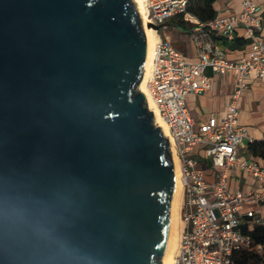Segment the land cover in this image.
Here are the masks:
<instances>
[{
  "label": "water",
  "instance_id": "95a60500",
  "mask_svg": "<svg viewBox=\"0 0 264 264\" xmlns=\"http://www.w3.org/2000/svg\"><path fill=\"white\" fill-rule=\"evenodd\" d=\"M134 0H0V264H164L175 163Z\"/></svg>",
  "mask_w": 264,
  "mask_h": 264
},
{
  "label": "built area",
  "instance_id": "2783aa9c",
  "mask_svg": "<svg viewBox=\"0 0 264 264\" xmlns=\"http://www.w3.org/2000/svg\"><path fill=\"white\" fill-rule=\"evenodd\" d=\"M188 2L144 0V18L156 36L146 77L147 99L168 126L182 181V228L173 264H235L236 254L264 252V246L254 244L243 231L264 224V169L238 154L245 141L252 142L247 128L238 122L241 93L250 76L264 80V40L259 38L263 19L255 3L241 0L240 14L218 15L200 23L187 13ZM180 16L194 25L195 41L201 48L197 62L187 61L169 41L161 39L160 31ZM238 26L252 41V51L249 57L230 61L214 46L212 37L230 40ZM206 69L219 76L233 74L234 89L220 121L211 118L196 126L185 98L211 89ZM209 169L215 172L212 182L206 180ZM230 170L250 175L254 187L248 192L230 190Z\"/></svg>",
  "mask_w": 264,
  "mask_h": 264
},
{
  "label": "crops",
  "instance_id": "0c3cea01",
  "mask_svg": "<svg viewBox=\"0 0 264 264\" xmlns=\"http://www.w3.org/2000/svg\"><path fill=\"white\" fill-rule=\"evenodd\" d=\"M251 1L259 7V13L263 19L259 38L264 40V0ZM214 8L216 16L238 15L243 9L241 0H218ZM192 29L188 27L186 31H181L174 27L170 20L160 31V36L180 51L187 61L194 63L199 60L201 48L195 41ZM212 42L230 61L249 57L252 51V41L247 39L245 30L240 26L235 28L232 39L212 37ZM205 75L211 78V89L206 92L189 94L185 98L187 109L196 126L206 124L211 118L220 121L227 113L230 95L234 89L233 74L219 76L213 74L210 69H206ZM246 84L247 88L242 91L238 105V122L247 128L251 141H261L264 138V80H259L252 75L246 79ZM248 146L249 142L245 141L239 147L240 158L255 161L264 169V158L252 156ZM214 174V170L209 169L206 180L212 182ZM228 183L230 190L240 189L248 192L254 187V180L250 175L235 170L229 171ZM261 210L264 216V205Z\"/></svg>",
  "mask_w": 264,
  "mask_h": 264
},
{
  "label": "bare ground",
  "instance_id": "6f19581e",
  "mask_svg": "<svg viewBox=\"0 0 264 264\" xmlns=\"http://www.w3.org/2000/svg\"><path fill=\"white\" fill-rule=\"evenodd\" d=\"M134 1L140 10L141 17L144 23V29L147 34L148 43H149L148 61L146 62V66H145V81L143 82L142 87H141L142 91L145 93L146 98H147L146 77L151 67L152 52H153V47L156 41V36H155V32L153 31V29H151L147 25V22L144 18V0H134ZM147 100H148L150 109L153 110L156 114V125H160L163 129L164 134L169 137L168 126L166 125L162 117L158 114L153 102L149 98ZM171 149H172V154H173V160L175 163L176 187H175V192H174L173 205L171 208L172 229H171L169 244L163 256L164 264L174 263L175 255H176L177 248H178L179 236H180V232L182 228V220H181V213H180L181 206H182V181H181V176H180L179 163H178L173 145H171ZM180 224H181V227H180Z\"/></svg>",
  "mask_w": 264,
  "mask_h": 264
},
{
  "label": "trees",
  "instance_id": "16d2710c",
  "mask_svg": "<svg viewBox=\"0 0 264 264\" xmlns=\"http://www.w3.org/2000/svg\"><path fill=\"white\" fill-rule=\"evenodd\" d=\"M218 0H189L187 6V13L192 15L200 23H207L216 17V10L214 4ZM174 27L181 31H186L189 27L193 28V25L189 22H185L182 17H175L172 19ZM248 150L254 157L264 158V138L261 141H252L249 143ZM246 234H249L254 244L264 246V224L255 226L252 230H243ZM235 264H264V252L262 255L255 253H239L234 257Z\"/></svg>",
  "mask_w": 264,
  "mask_h": 264
},
{
  "label": "rangeland",
  "instance_id": "374dc122",
  "mask_svg": "<svg viewBox=\"0 0 264 264\" xmlns=\"http://www.w3.org/2000/svg\"><path fill=\"white\" fill-rule=\"evenodd\" d=\"M180 227H181V224H180Z\"/></svg>",
  "mask_w": 264,
  "mask_h": 264
}]
</instances>
